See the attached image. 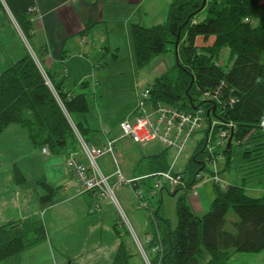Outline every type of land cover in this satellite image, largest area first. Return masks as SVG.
<instances>
[{
    "label": "trees",
    "instance_id": "1",
    "mask_svg": "<svg viewBox=\"0 0 264 264\" xmlns=\"http://www.w3.org/2000/svg\"><path fill=\"white\" fill-rule=\"evenodd\" d=\"M203 1L172 0L165 23L151 27L132 24L131 38L139 68L167 53L171 45H178L176 65L148 84L150 100L156 105L187 111L203 108L207 120L211 110L219 120L235 124L227 139L231 138L230 146H226L224 153H230L232 142L236 141L245 144L243 157L248 162L264 159V1L207 0L204 7ZM203 10L206 15L199 19ZM21 27L25 36L30 35L29 20L25 19ZM223 48L230 49L234 60L231 66L216 62ZM44 70L52 86L29 52L2 71L0 135L9 125L19 124L28 130L35 145L47 146L51 153L68 152V156L83 150L79 136L93 145L88 135L95 130L86 120L92 108L89 96L66 91L62 82L55 81ZM218 86H222L219 100L203 97ZM231 97L234 103H230ZM223 128L224 124L215 125L214 139ZM208 133L206 128L192 158L180 172L188 182L177 199L175 228L161 215V207H154L152 223L160 233L161 248L153 251L155 243L149 244L147 255L151 264H225L238 252L257 253L264 249V194L254 197L244 185L221 186L219 179L215 181L216 194L207 212L199 215L187 203L195 175L205 169ZM166 151L167 148L149 156L152 172L170 167ZM69 168L74 178L73 169ZM13 177L18 184L32 181L17 163L13 166ZM40 184L44 185L45 193L39 196V201L45 203L58 187L42 180ZM231 209L238 216L233 221V231L226 229ZM33 217L0 225V262L48 238L45 222ZM131 256L123 243L111 264H129ZM63 264L76 263L68 260Z\"/></svg>",
    "mask_w": 264,
    "mask_h": 264
},
{
    "label": "crops",
    "instance_id": "2",
    "mask_svg": "<svg viewBox=\"0 0 264 264\" xmlns=\"http://www.w3.org/2000/svg\"><path fill=\"white\" fill-rule=\"evenodd\" d=\"M171 3L172 0H0V74L32 48L42 66L55 81L63 83L66 91L74 94L85 93L89 96L93 89L97 103L100 100L102 102L103 92L105 94L110 84V76L117 74V77L124 79V74L128 73L129 76L133 75V82L136 89L138 88L136 94L138 99L142 88L176 65L178 55L173 44L167 53L157 56L146 67L139 68L135 59L131 26L141 24L151 27L165 23ZM30 7H36L37 11L29 12ZM25 19L30 21L32 27L28 36H25L21 27ZM126 58L130 59L129 62L119 61ZM129 76L124 79L127 83ZM130 113L131 111L128 112ZM88 115L89 113L86 120L90 125ZM100 122L101 126L105 127L103 120ZM90 127L97 131L93 125ZM202 132L201 139L204 135V131ZM114 133L111 139H116V142L122 137H127L121 136L122 132ZM190 139L182 149L171 148L176 151V157L184 150ZM93 145L103 149L101 146ZM43 147L35 145L29 138L28 130L19 124L9 125L0 135V225L33 214L43 215L48 232L46 240L25 250L30 251L26 252L28 254H21L25 253L22 251L15 259L19 262L21 257H30L29 262L35 264H63L65 258L76 264H111L119 246L125 244L120 238V221H114L115 216L112 212L102 211L103 205L114 204L107 197L91 192L77 195L72 172L66 165L68 152L44 153ZM3 152L8 155H4ZM111 154L115 157L113 153ZM116 155L121 162L122 154L119 152ZM244 162L247 164L248 160L244 159ZM15 163L32 181L25 184L15 182L13 177ZM248 163L256 171L264 172V159L258 158ZM115 164L117 165L116 161ZM168 164L172 171L181 172L176 171L171 163ZM121 174L128 179L140 176L135 173L126 175L122 171ZM111 175L112 173L108 176ZM40 180L58 187L55 195L45 203L39 201V196L45 193ZM116 183V180L113 181V184ZM34 184L41 186L44 193L40 195L37 193L34 205L27 211L22 199L24 200L25 194L31 193V185ZM137 184L139 188L140 184ZM226 184L231 183L225 182L224 186ZM119 187L117 186V189ZM249 188L257 190L261 195L264 194L263 187ZM179 190L185 192V188ZM211 190L209 184L203 180L197 184L195 190L189 188L186 200L195 213L201 215L209 210L216 194ZM260 194L254 197H259ZM96 201L100 203L99 210L90 212V205ZM150 203L155 208L158 207L152 199ZM163 203L161 191V206ZM70 204H78L80 209L73 213L71 210L55 211L58 207ZM69 221L75 226L73 227ZM101 230L102 235L98 236V231ZM69 234L77 235L76 246L79 253L74 257L71 254L64 255V260L59 263L54 251L53 236L59 238ZM104 234L110 235V241L104 240ZM82 235L83 238H79ZM63 242L58 241L56 246L65 250ZM257 253L258 257L264 255V249ZM130 258H136L138 264H145L139 253Z\"/></svg>",
    "mask_w": 264,
    "mask_h": 264
},
{
    "label": "rangeland",
    "instance_id": "3",
    "mask_svg": "<svg viewBox=\"0 0 264 264\" xmlns=\"http://www.w3.org/2000/svg\"><path fill=\"white\" fill-rule=\"evenodd\" d=\"M205 15H206V10H203L199 14L198 18L201 19ZM122 60L124 62H129L130 59L126 58V59H121L119 61ZM233 61L234 60L231 57L230 49L223 48L216 62L219 63L221 66H231ZM137 70L139 69L137 68ZM126 76H129V74L128 73L124 74V79ZM110 77H111L109 80L110 84L108 85L107 87L108 89L105 92V94L103 92L102 102L100 100L97 103L93 95V89H92V93L89 94V99L92 108L91 111L89 112L88 120L90 126L93 125L94 127H96L97 131H92L88 135V137L91 140V144L93 143L103 148L107 147L106 146L107 139L114 137L115 135L114 132H118L119 134H121L120 121L124 117H126L128 112L132 111L136 107L138 100L136 95L138 88L136 89V85L133 82V75L129 76L128 83L125 82L123 77L122 78L117 77V74L111 75ZM141 84H144V82H141ZM221 85H224V83H222ZM231 99L234 98L233 97L230 98V103H234L231 101ZM102 120L104 122L105 127L101 126L100 121ZM202 134H203L202 131L195 134L187 143L184 150L177 157H176V151L174 149L167 148L166 160L168 161V163H171L174 166V169L176 171H183L186 168L187 163L190 161V159L192 158L195 152V149L197 148V145L202 137ZM227 144H228V140H226L225 144H223L222 146L216 147L215 151L219 153L225 152L224 150ZM116 146H117L116 152H120L122 154L121 156L122 158L120 162V169L122 173L126 175L128 173H130L129 175L135 173L140 176L152 173V170L150 169L149 166L150 165L149 155H152L154 153L155 154L159 153L163 151L164 148H166L159 141H152L147 143V145L145 144L142 145L139 143H135L128 136L122 137L120 140H118ZM244 146L245 144L242 145V144H238V142L236 141H233L231 152L224 153L225 155L222 156L219 160H217L215 164L207 160V164L205 169H203L202 171V175H204L203 181L207 182L211 187L212 189L211 192L213 191L214 194L216 193L217 183H215V181H211L209 177H211L212 172H216V174L220 176L219 178L221 179V182L219 184L221 186H224L225 182H229L231 184L244 185L246 187V192L249 195L258 196L260 194V192H258L257 190L250 189L249 187L264 188V172L260 173L256 171L255 168H252V165L250 163L247 162L246 164L244 162V159L242 157L243 150L245 148ZM3 154L8 155L4 152ZM83 160L84 162L88 163L86 157H84ZM227 161H229V165L226 166ZM97 163L106 175L112 173L109 179L111 184H113V181L115 180L118 181V175L116 173L117 165L115 164L114 156H112L111 153L106 152L104 153V155L100 156V158L98 157ZM126 177L127 176H125V178ZM156 179H157L156 176H150L145 178L144 180H141L140 186L137 189H133L132 185L130 184H124L121 185L118 189L117 188L115 189V194L124 211V216H126L127 219L124 218L123 214H121L119 208L115 203L112 202L114 206H116V208L109 204H105L102 206L103 207L102 211H106V213L112 212L115 216L114 221L117 220L120 221L119 224V231L121 232L120 238L124 240L129 253L132 256L134 254L136 255L137 253L141 254L145 264H147V261L145 260L144 252L140 247V243L143 245L145 252L148 253L149 245L146 242V236L147 234L154 235L155 227L153 226V223L149 221L146 216L147 210L138 208V198L136 196L135 191L141 190L145 197H150L151 196L150 190H152L151 187L154 186ZM31 187H32L31 193L25 194L24 200L22 199L27 211L30 210L31 207L34 205L36 201L37 193L38 195L44 193V190L39 185H31ZM171 190L172 189H169L168 191L166 188L160 190L159 188H156V195L150 197V199H152L156 203V205L160 207L162 205L160 204L161 191H162L164 203L163 206H161L162 209H160V212L162 215L168 218L171 227L175 228V226L177 225L176 203L178 197L184 191L178 190L175 194H173V191ZM79 209H80V205L70 204L69 206L58 207L55 209V211L71 210L73 213L75 210H79ZM31 216H34L33 217L34 219H41L42 221H44L43 215L41 216V215L33 214ZM100 217L101 216H99V218ZM237 219H238L237 214L231 209L227 214L226 229L233 231L234 230L233 221H236ZM99 221L101 220H98V222ZM70 222L71 221H69V223ZM70 224H72L73 227L75 226L73 222H71ZM99 235H102V230L98 231V236ZM76 236L73 234L63 235L60 236L59 238H57V236H53V242L55 244L54 251L56 254V259L58 260L59 263L64 260V255L68 256L71 254L74 257L76 253H79V250L76 246V242H77ZM103 237L105 241H110L111 239L109 234H104ZM79 238H83V235L80 236ZM58 241H64L63 243L65 244L66 247L65 250L56 246V243H58ZM108 244L109 243H107V245ZM26 252H30V251H25V253H21V254H28ZM258 254L259 253L256 252H238L233 258H231L225 264H264V255L258 257ZM115 255L116 254H114V256ZM28 259H30V257H21V261L18 262L17 259H15V256H12L2 261V263L0 262V264H18V263L35 264L29 262ZM67 260L70 259L65 258L63 263ZM129 263L138 264V260L136 258H130Z\"/></svg>",
    "mask_w": 264,
    "mask_h": 264
},
{
    "label": "built area",
    "instance_id": "4",
    "mask_svg": "<svg viewBox=\"0 0 264 264\" xmlns=\"http://www.w3.org/2000/svg\"><path fill=\"white\" fill-rule=\"evenodd\" d=\"M28 11L33 13L37 11V8L30 7ZM30 53L44 73L46 82L52 86V83L48 78L38 56L32 48H30ZM221 88L222 87L219 86L214 90V92H205L203 97H213L216 100H219V92H221ZM231 101L235 102L234 99H231ZM209 115L210 117L207 120L206 111L203 108H196L192 111H187L161 103L157 105L153 104L150 100V88L149 86H146V88L139 91L136 107L130 114L120 121V129L122 132L121 136H128L134 142L142 145L152 141H159L166 148L182 149L185 143L192 136L208 128L209 133L206 139L208 156L204 162V166L206 167L207 160L215 164L217 160L224 156V152H216L215 148L225 144L230 130H234L235 126L232 122L219 120L213 115L211 110L209 111ZM218 123L224 124L225 128L221 129L219 134L216 135L217 138L214 139V127ZM79 138L81 140L83 150L71 152L66 160L67 166L71 167L74 172L76 194L82 195L91 192L102 197H107L111 202L117 205L123 216L124 211L115 194L117 186H121L123 184L133 185L132 182L134 180L140 184L141 180L150 176H156V182L154 186L151 187L152 190H150V197L156 195V188H159L160 190L166 188L168 191L169 189H172L171 191H175L187 187L188 178L180 172L172 171L170 168L147 175L137 176L132 179L125 178L121 174L120 169H118V181L116 184H111L109 181L110 177L102 171L97 163V158L106 151L111 152L115 155L114 158L116 163L119 164L120 161L117 159L116 155L119 153L116 152L117 140L108 138L106 142L107 147L102 149L97 146L88 145L80 136ZM42 150L44 153H49L47 146H44ZM81 157H86L88 163L81 161ZM209 178L217 182L220 179L216 172H212V175ZM194 179L196 181L192 183L191 190H195L197 184L204 179V175H202V172L198 173L195 175ZM136 196L138 198V208L147 210L146 215L148 220L154 221L155 208L150 203V197H145L141 190L136 191ZM99 208L100 203L96 201L90 205L89 210L90 212H95L99 210ZM124 218L127 219L126 216H124ZM146 240L148 244H151L152 242L155 243L151 247L153 251H157L161 248V236L158 230H156L154 235L148 234ZM140 247L144 252L147 264H151L141 243Z\"/></svg>",
    "mask_w": 264,
    "mask_h": 264
},
{
    "label": "water",
    "instance_id": "5",
    "mask_svg": "<svg viewBox=\"0 0 264 264\" xmlns=\"http://www.w3.org/2000/svg\"><path fill=\"white\" fill-rule=\"evenodd\" d=\"M206 1L207 0H204L203 1V6H205V4H206ZM177 44H175V48H177ZM176 53H177V51H176ZM195 108H197V107H195ZM208 115H209V113H208ZM230 143H231V138L228 140V145H227V147H229L230 146ZM132 184H133V188H137V186H138V184H137V182H136V180H134L133 182H132Z\"/></svg>",
    "mask_w": 264,
    "mask_h": 264
}]
</instances>
